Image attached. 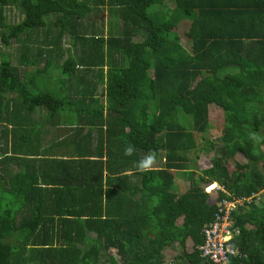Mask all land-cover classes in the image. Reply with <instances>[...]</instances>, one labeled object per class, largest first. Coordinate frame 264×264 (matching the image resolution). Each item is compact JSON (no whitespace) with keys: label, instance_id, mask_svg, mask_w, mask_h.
Here are the masks:
<instances>
[{"label":"trees","instance_id":"trees-1","mask_svg":"<svg viewBox=\"0 0 264 264\" xmlns=\"http://www.w3.org/2000/svg\"><path fill=\"white\" fill-rule=\"evenodd\" d=\"M165 1L0 0V41L17 53L0 57V264H213L197 248L227 195L202 185L264 187V140L250 139L264 137V0ZM7 7L22 20L7 24ZM104 13L106 34L89 22ZM211 106L220 146L206 142L217 156L196 174ZM150 151L162 166L140 172ZM231 221L225 264H264V200Z\"/></svg>","mask_w":264,"mask_h":264},{"label":"rangeland","instance_id":"rangeland-1","mask_svg":"<svg viewBox=\"0 0 264 264\" xmlns=\"http://www.w3.org/2000/svg\"><path fill=\"white\" fill-rule=\"evenodd\" d=\"M164 4L170 9L174 5L173 0L165 1ZM161 9H163V8H161ZM163 10H164V13H167V11L165 9H163ZM4 13H5V17H6V23L9 25L17 24L23 18V15L15 7L5 8ZM106 14L107 13L98 15L97 18L91 16L90 21H89V22H92V21L97 22V26L98 27L101 26L104 34H106V32H107L108 23H109L108 22L109 17ZM133 41L134 42L141 41L140 36H136ZM180 43L184 48L189 49V46L186 42L181 41ZM68 46H69L68 42L65 41L64 47L67 48ZM3 53L7 54L10 57L13 65L17 64L16 46L13 43H10V45L8 47H5L0 41V57H1V54H3ZM209 122H210V128L205 134H196L197 149L188 153V168H191V170H194L196 174H199V172L202 170L210 168L212 159L214 158L215 155L217 156V154L215 152L206 153L205 151L202 150V148L206 147V142H212V141H213V144H215L216 146H218V144L220 146L218 138L220 137V135L222 133L221 130H222V126H223V114L221 113L219 108L214 107V106L210 107ZM188 125L189 124H186V126H188ZM261 149L264 153V145L261 146ZM234 160H235V162H238L241 164L246 162L241 154H237L235 156ZM262 165H264V161L261 162L260 167ZM160 166H162V162H161V160H158L154 164L153 168L160 167ZM175 178H176V181H175L174 191L177 192L178 194H182V193L186 192L190 186L188 178L181 172H177L175 175ZM202 186L204 187V190L206 187H208L207 185H202ZM215 187L217 188L218 185L216 184ZM216 191L217 190L215 188L212 191L211 190L209 191V193L211 192L210 193V199H209L210 201H211V199L215 198ZM179 222L180 221H178V223ZM88 237H89V242H88V246H89L91 244L92 238H94V234H89ZM81 247L85 248V246H81ZM186 251L191 252V242L189 240L186 243ZM180 253H181V250L179 249L178 245L173 244L172 246L168 247L164 251V253H163L164 261L170 263ZM105 254L106 253H102V255H105ZM108 254H110V255L114 254V251H110Z\"/></svg>","mask_w":264,"mask_h":264},{"label":"built area","instance_id":"built-area-1","mask_svg":"<svg viewBox=\"0 0 264 264\" xmlns=\"http://www.w3.org/2000/svg\"><path fill=\"white\" fill-rule=\"evenodd\" d=\"M209 187H206L204 191L209 193ZM215 189L217 190L216 196L218 191L225 193L227 196L217 203L213 220L203 226V243L197 249L200 256L208 259L211 263L225 264L230 257L239 254L238 248L231 245L235 235V231L231 227L233 214L240 207L260 204L264 200V187L257 192L244 196L230 193L220 186L215 187Z\"/></svg>","mask_w":264,"mask_h":264},{"label":"clouds","instance_id":"clouds-1","mask_svg":"<svg viewBox=\"0 0 264 264\" xmlns=\"http://www.w3.org/2000/svg\"><path fill=\"white\" fill-rule=\"evenodd\" d=\"M250 139L254 143L259 144L262 140H264V137H261L255 133H252L250 135ZM133 151H134L133 147L129 146L124 150L123 154L125 156H131L133 154ZM155 163H156V153L153 151H150L147 156H145L144 158H142L140 161L137 162L136 167L140 172L150 171Z\"/></svg>","mask_w":264,"mask_h":264},{"label":"bare ground","instance_id":"bare-ground-1","mask_svg":"<svg viewBox=\"0 0 264 264\" xmlns=\"http://www.w3.org/2000/svg\"><path fill=\"white\" fill-rule=\"evenodd\" d=\"M215 186H216L215 184L210 185V187L208 188V191H210V190L212 191L215 188Z\"/></svg>","mask_w":264,"mask_h":264},{"label":"crops","instance_id":"crops-1","mask_svg":"<svg viewBox=\"0 0 264 264\" xmlns=\"http://www.w3.org/2000/svg\"><path fill=\"white\" fill-rule=\"evenodd\" d=\"M239 2V1H238ZM173 7V6H172Z\"/></svg>","mask_w":264,"mask_h":264}]
</instances>
